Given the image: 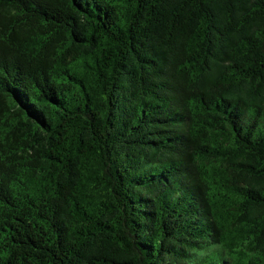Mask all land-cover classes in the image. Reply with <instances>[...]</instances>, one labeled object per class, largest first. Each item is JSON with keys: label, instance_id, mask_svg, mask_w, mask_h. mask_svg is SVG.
Here are the masks:
<instances>
[{"label": "trees", "instance_id": "16d2710c", "mask_svg": "<svg viewBox=\"0 0 264 264\" xmlns=\"http://www.w3.org/2000/svg\"><path fill=\"white\" fill-rule=\"evenodd\" d=\"M0 264H264V0H0Z\"/></svg>", "mask_w": 264, "mask_h": 264}]
</instances>
